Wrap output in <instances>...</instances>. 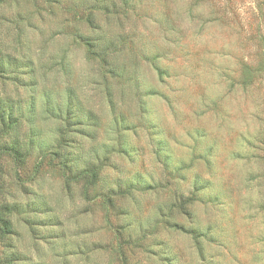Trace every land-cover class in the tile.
<instances>
[{
    "label": "rangeland",
    "instance_id": "1",
    "mask_svg": "<svg viewBox=\"0 0 264 264\" xmlns=\"http://www.w3.org/2000/svg\"><path fill=\"white\" fill-rule=\"evenodd\" d=\"M0 62V264H264V0H0Z\"/></svg>",
    "mask_w": 264,
    "mask_h": 264
},
{
    "label": "trees",
    "instance_id": "2",
    "mask_svg": "<svg viewBox=\"0 0 264 264\" xmlns=\"http://www.w3.org/2000/svg\"><path fill=\"white\" fill-rule=\"evenodd\" d=\"M14 73L15 71H13L11 75H14ZM10 101L13 100H10V98L7 96L0 98V130H4V132L0 135V151L7 153L11 157H13L14 160L20 162L23 161V159L29 154L31 148L30 143L32 142V140L31 137H29V139L27 140L24 136L20 135V129L17 119L18 116L16 115V110L13 106V103H11ZM52 154L57 156L59 155V151H54L52 152ZM45 155L46 154L42 156ZM72 161V158L64 157L63 160H60V163L62 165L61 169H65V171L67 170V172L69 173L68 175L74 172V176H71L73 179H79L81 177H84V175H87V182L90 183L93 177H95V172L89 170L88 168L75 170ZM3 208L5 211L3 213V216H0V235L2 239L5 238V240H7L8 236L13 232L9 213L18 209L19 206L16 204H6L5 206H3ZM5 213L8 214L6 215ZM7 241L4 242V244L6 243V245H9L7 244ZM3 260L4 262H1L2 264H16L19 261H24L25 257L19 251L11 249L3 253Z\"/></svg>",
    "mask_w": 264,
    "mask_h": 264
}]
</instances>
